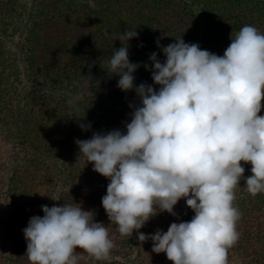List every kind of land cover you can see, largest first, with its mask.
<instances>
[{
  "label": "trees",
  "instance_id": "16d2710c",
  "mask_svg": "<svg viewBox=\"0 0 264 264\" xmlns=\"http://www.w3.org/2000/svg\"><path fill=\"white\" fill-rule=\"evenodd\" d=\"M245 25L264 33V0H0V142L13 151L0 154V264H30L23 234L30 218L42 217L44 205L75 203L108 226L113 241L106 259L77 249L78 264H172L152 251L151 240L140 242L135 231L121 236L110 224L102 206L110 181L93 171L75 141L125 130L139 104L100 63L126 43L119 40L126 29L138 33L128 42L129 60L139 65L135 85L158 90L145 68L152 53L165 60L157 40L163 47L182 38L222 56ZM261 105L264 116V99ZM241 165L244 177L251 175V164ZM233 203L238 239L226 264H264V193L250 195L242 178ZM174 212H158L139 231L166 232L194 215L184 199Z\"/></svg>",
  "mask_w": 264,
  "mask_h": 264
},
{
  "label": "clouds",
  "instance_id": "9594fccd",
  "mask_svg": "<svg viewBox=\"0 0 264 264\" xmlns=\"http://www.w3.org/2000/svg\"><path fill=\"white\" fill-rule=\"evenodd\" d=\"M137 36L126 29L119 37L126 43L100 63L109 77H119L121 91H135L139 104L125 130L76 140L80 156L110 181L102 206L121 236L135 231L172 264H226L238 239L236 187L243 178L250 195L264 193V33L243 26L222 56L182 38L163 47L157 40L165 60L152 53L145 68L158 90L134 83L139 65L129 60L128 42ZM241 162L251 164V175L244 177ZM181 199L194 212L190 220L166 232L139 231L158 212L176 216ZM42 211L23 229L30 264H78L77 249L97 260L109 256L108 226L95 222L92 211L76 203Z\"/></svg>",
  "mask_w": 264,
  "mask_h": 264
},
{
  "label": "rangeland",
  "instance_id": "374dc122",
  "mask_svg": "<svg viewBox=\"0 0 264 264\" xmlns=\"http://www.w3.org/2000/svg\"><path fill=\"white\" fill-rule=\"evenodd\" d=\"M0 154L3 157H12L13 151L11 149V146L3 144L2 142H0ZM3 261V256L0 255V263Z\"/></svg>",
  "mask_w": 264,
  "mask_h": 264
}]
</instances>
